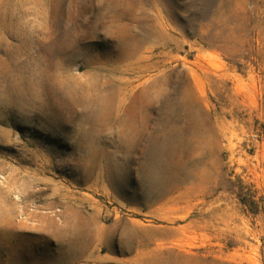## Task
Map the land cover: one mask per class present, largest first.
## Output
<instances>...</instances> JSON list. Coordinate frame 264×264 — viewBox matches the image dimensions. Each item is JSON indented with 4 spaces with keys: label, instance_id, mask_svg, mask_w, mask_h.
<instances>
[{
    "label": "rangeland",
    "instance_id": "1",
    "mask_svg": "<svg viewBox=\"0 0 264 264\" xmlns=\"http://www.w3.org/2000/svg\"><path fill=\"white\" fill-rule=\"evenodd\" d=\"M0 264H264V0H0Z\"/></svg>",
    "mask_w": 264,
    "mask_h": 264
}]
</instances>
